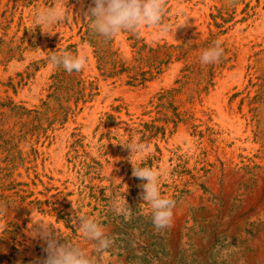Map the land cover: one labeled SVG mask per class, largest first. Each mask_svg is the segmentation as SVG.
Segmentation results:
<instances>
[{
    "label": "rangeland",
    "instance_id": "1",
    "mask_svg": "<svg viewBox=\"0 0 264 264\" xmlns=\"http://www.w3.org/2000/svg\"><path fill=\"white\" fill-rule=\"evenodd\" d=\"M90 4L0 0V264L44 255L36 222L86 241L75 214L117 235L126 264H216L241 232L257 235L264 264V0H166V34L142 27L111 39L90 29ZM54 7L63 19L36 25V13ZM216 40L220 61L201 64ZM61 50L83 54L85 68L51 67ZM133 142L149 150L131 156ZM132 165L160 173L174 219L197 225L204 257L193 244L174 256L168 234L138 214ZM118 196L133 209L128 223L111 211Z\"/></svg>",
    "mask_w": 264,
    "mask_h": 264
},
{
    "label": "clouds",
    "instance_id": "2",
    "mask_svg": "<svg viewBox=\"0 0 264 264\" xmlns=\"http://www.w3.org/2000/svg\"><path fill=\"white\" fill-rule=\"evenodd\" d=\"M166 0H91L85 13L90 17V29L93 33L111 39L117 34L127 31L138 33L142 27H152L160 30L159 34L168 32V25L163 23ZM65 13L60 7L39 10L35 15L38 26H51L60 22ZM221 41L216 40L213 45L204 49L200 55L201 64H215L223 55ZM48 63L53 68H63L67 73L80 72L86 66L83 54H72L66 50L53 51L48 56ZM131 156L149 150L145 143L133 142L127 146ZM133 166L132 176L139 179L141 192L139 199L143 201L138 207V214L150 220L156 232H163L173 225L176 201L161 194L160 173L149 167ZM73 209L74 206H72ZM111 211L117 217H122L125 223L133 218V209L128 205L125 197H114ZM75 227L86 241L90 242V250L78 243L61 239L54 235L52 229L43 222H36L37 229L33 235H38L43 241L44 255L33 261V264H115L122 251L123 245L118 243L119 237L108 231L97 219L75 214ZM139 234L134 231L128 243L136 248ZM227 249L221 250V254ZM137 255L141 253L137 252Z\"/></svg>",
    "mask_w": 264,
    "mask_h": 264
},
{
    "label": "bare ground",
    "instance_id": "3",
    "mask_svg": "<svg viewBox=\"0 0 264 264\" xmlns=\"http://www.w3.org/2000/svg\"><path fill=\"white\" fill-rule=\"evenodd\" d=\"M183 8V7H182ZM194 8V6H193ZM147 36V35H146ZM237 45V44H235ZM240 46V45H239ZM211 98V97H210ZM222 112V111H221ZM224 114V113H223ZM223 116V115H222ZM232 116V115H231ZM222 119V118H221ZM229 119V118H228ZM227 119V120H228ZM229 121V120H228ZM243 122V121H242ZM240 123V122H239ZM222 125V124H221ZM232 127V126H231ZM249 127V126H248ZM233 131V130H232ZM250 133V132H249ZM226 135V134H225ZM241 136V135H240ZM247 144V143H246ZM206 145V144H205ZM204 145V146H205ZM241 145V144H239ZM207 146V145H206ZM202 147V146H201ZM195 148V147H194ZM226 149V148H225ZM203 150V149H202ZM228 150V149H227ZM223 151V150H222ZM213 153V152H212ZM214 154V153H213ZM220 154V153H219ZM228 154V153H227ZM234 154V153H233ZM210 155V154H209ZM220 158H222V154L219 155ZM212 158V157H211ZM236 160V159H235ZM234 160V161H235ZM245 160V159H244ZM250 163V162H249ZM227 164V163H226ZM238 164V163H237ZM201 165V164H199ZM225 165V164H224ZM223 166V165H222ZM239 166V165H238ZM227 167V166H225ZM264 168V167H263ZM212 169V168H211ZM216 169V168H215ZM218 169V168H217ZM226 169V168H225ZM228 169V168H227ZM231 169V168H230ZM211 172V171H210ZM218 172V170H217ZM215 173V170H214ZM227 173V170H226ZM211 174V173H209ZM225 174V173H223ZM237 174V173H236ZM219 175V174H217ZM215 179V178H214ZM213 179V180H214ZM228 181V180H227ZM219 182V181H218ZM209 183V182H208ZM227 183V182H226ZM215 184V183H214ZM216 185V184H215ZM223 186V185H222ZM228 186V185H227ZM258 186V185H257ZM197 187V186H196ZM217 186H214V188ZM249 188V187H248ZM259 189V188H258ZM212 190V189H211ZM238 191V190H237ZM219 193V192H218ZM250 194V193H249ZM215 196V195H214ZM263 196V195H262ZM119 197V196H118ZM251 197V196H250ZM256 197V196H255ZM111 200V199H110ZM255 200V199H254ZM252 201V203L254 202ZM232 201V200H231ZM245 202V200H243ZM248 202V201H247ZM219 203V202H217ZM223 203V201H222ZM261 203V202H260ZM249 204V203H248ZM262 204V203H261ZM260 204V205H261ZM216 205V204H215ZM226 205V203H225ZM259 205V206H260ZM227 207V205H226ZM245 207V206H242ZM249 207V206H247ZM225 208V207H224ZM216 210V209H215ZM227 210V209H226ZM222 211V210H221ZM241 211V210H240ZM250 212V211H249ZM217 213V212H216ZM241 213V212H240ZM253 213V212H252ZM221 215V214H220ZM223 215V214H222ZM220 217V216H219ZM235 217V216H234ZM239 217V216H238ZM243 219V218H242ZM189 220V219H188ZM229 220V219H228ZM231 220V219H230ZM241 220V219H240ZM218 221V220H217ZM233 222V221H232ZM231 224V223H230ZM233 224V223H232ZM228 225V224H227ZM151 226V225H150ZM212 226V225H211ZM240 227L243 229H248L249 225L246 222H242L240 224ZM148 228V227H147ZM197 230V225L184 220V219H173V225L171 228L164 230L161 232V236L163 238H166L168 234V238H166L169 241L170 244V250L174 256L177 255V253L185 251L186 255L189 256L191 252H189V246L191 244L194 245L198 249V252L201 257H204V248L205 244H202L201 238L199 235L195 234ZM113 231V230H112ZM221 233V232H220ZM213 234V233H212ZM215 234V233H214ZM210 235V234H209ZM140 237V236H139ZM155 238V237H154ZM229 241L227 242L228 247L227 251H224L223 254L218 255L215 262L216 264H259L260 257L258 254V244H259V238L257 235H251L249 238L246 237L244 233H240L238 236H229ZM21 242V241H20ZM27 242V241H26ZM37 242V241H36ZM22 243V242H21ZM40 243V242H39ZM38 243V244H39ZM27 245V244H26ZM35 245V244H34ZM79 245L83 248L90 250V242L88 241H81ZM138 245V244H137ZM144 245V244H143ZM31 246V245H30ZM29 246V247H30ZM210 247V246H209ZM230 247V248H229ZM246 248V249H244ZM224 250V249H222ZM30 255V254H29ZM171 255V254H170ZM262 256V255H261ZM184 258V257H183ZM115 264H126L124 261V257H118L115 259Z\"/></svg>",
    "mask_w": 264,
    "mask_h": 264
}]
</instances>
